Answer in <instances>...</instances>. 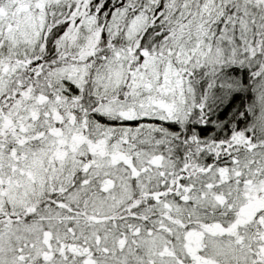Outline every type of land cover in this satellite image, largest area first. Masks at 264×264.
I'll use <instances>...</instances> for the list:
<instances>
[{
	"label": "snow or ice",
	"instance_id": "1",
	"mask_svg": "<svg viewBox=\"0 0 264 264\" xmlns=\"http://www.w3.org/2000/svg\"><path fill=\"white\" fill-rule=\"evenodd\" d=\"M0 264H264V0H0Z\"/></svg>",
	"mask_w": 264,
	"mask_h": 264
}]
</instances>
